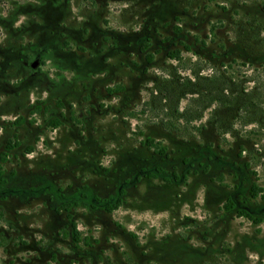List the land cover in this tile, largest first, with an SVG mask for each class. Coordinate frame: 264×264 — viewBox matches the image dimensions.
<instances>
[{"label":"rangeland","instance_id":"374dc122","mask_svg":"<svg viewBox=\"0 0 264 264\" xmlns=\"http://www.w3.org/2000/svg\"><path fill=\"white\" fill-rule=\"evenodd\" d=\"M0 167V264H264V0H0Z\"/></svg>","mask_w":264,"mask_h":264},{"label":"trees","instance_id":"16d2710c","mask_svg":"<svg viewBox=\"0 0 264 264\" xmlns=\"http://www.w3.org/2000/svg\"><path fill=\"white\" fill-rule=\"evenodd\" d=\"M175 33L176 35H180L181 34V29L178 26H175ZM150 46L149 42H144L141 46V50L140 52H145V50L147 49V47ZM169 57L172 59H179V52H172L171 54H169ZM148 61L151 62L152 61V57H147ZM54 127H59L61 125V122L59 120H55L52 124ZM146 145L153 149L156 153H158L160 156L165 157L164 159H167L168 157L167 154L165 153V149L164 148H159V144H156L153 140L151 139H147L146 140ZM18 144L16 143L15 145L8 143L7 144V150H12L15 147H17ZM28 153L32 152V149L30 148L29 150H27ZM189 163V162H188ZM192 165V164H190ZM247 165H245L243 168H246ZM205 169H208V166L205 165ZM190 172V171H189ZM188 172V173H189ZM12 175H14V173L12 172ZM142 178H147V179H158L161 178L162 180H164L165 182H178L182 179L183 180L186 178V175H183V178H179V175L176 174V172H172V174H168L163 167H160L159 165L155 166L154 168H142L139 170L137 176L135 177V181H140ZM125 183H129V181L125 182ZM9 184V179L6 177L5 175V171L2 170V168L0 167V191H3L7 185ZM54 192L55 189L53 188ZM53 193V192H52ZM56 193V192H55ZM249 193H250V197L252 199H256L257 196L260 193V190L258 189V187L253 184L250 189H249ZM125 194V190L123 188L119 189V192L117 193V195L115 197L109 198V199H100L97 196H93L94 199V203L92 206V208H96L98 209V207H96V205H100L101 208L104 211L108 212V213H112L113 211H116L119 209V207L122 205V198ZM53 197V195H51ZM90 196L89 193L85 192V191H79V193L76 194V198H80V199H86V197ZM250 201V200H248ZM76 204V203H75ZM249 203L247 201H242L239 202L236 199H234L233 197L228 198L227 201V205H226V210L230 211V210H236L237 214L240 217H245L251 221H253L254 223L258 224L260 223L261 219L258 218L256 215L257 212L255 211V209H252L250 206H248ZM73 238L75 241L79 240L78 239V232H77V228L76 226L73 225Z\"/></svg>","mask_w":264,"mask_h":264}]
</instances>
